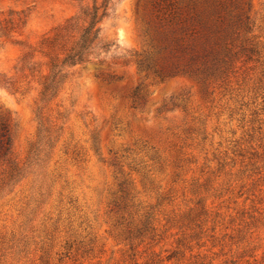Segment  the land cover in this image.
Listing matches in <instances>:
<instances>
[{
    "label": "rangeland",
    "instance_id": "rangeland-1",
    "mask_svg": "<svg viewBox=\"0 0 264 264\" xmlns=\"http://www.w3.org/2000/svg\"><path fill=\"white\" fill-rule=\"evenodd\" d=\"M107 3L40 104L19 60L92 0H0V264H264V0Z\"/></svg>",
    "mask_w": 264,
    "mask_h": 264
},
{
    "label": "trees",
    "instance_id": "trees-1",
    "mask_svg": "<svg viewBox=\"0 0 264 264\" xmlns=\"http://www.w3.org/2000/svg\"><path fill=\"white\" fill-rule=\"evenodd\" d=\"M107 12V0H102L100 6L96 0H92L91 6L83 5L74 16L44 36L38 47H29L22 55L19 60L21 69L26 68L30 76L36 78L40 104L56 97L70 68L90 62L100 51L105 52V46L99 39V25L107 16ZM34 58L37 60H33ZM43 132L44 125L39 122L38 138L30 153L33 151L34 154L40 146L44 139ZM10 152L11 138L7 128L3 127L0 132V156L8 162L9 178L12 179L17 177L22 169L10 159Z\"/></svg>",
    "mask_w": 264,
    "mask_h": 264
}]
</instances>
